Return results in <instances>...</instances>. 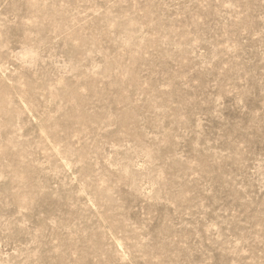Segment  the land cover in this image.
<instances>
[{"label":"rangeland","instance_id":"obj_1","mask_svg":"<svg viewBox=\"0 0 264 264\" xmlns=\"http://www.w3.org/2000/svg\"><path fill=\"white\" fill-rule=\"evenodd\" d=\"M0 264H264V0H0Z\"/></svg>","mask_w":264,"mask_h":264},{"label":"bare ground","instance_id":"obj_2","mask_svg":"<svg viewBox=\"0 0 264 264\" xmlns=\"http://www.w3.org/2000/svg\"><path fill=\"white\" fill-rule=\"evenodd\" d=\"M72 93V92H71Z\"/></svg>","mask_w":264,"mask_h":264}]
</instances>
